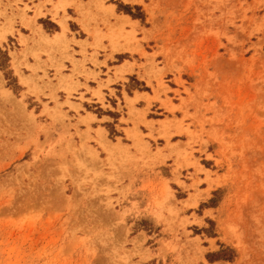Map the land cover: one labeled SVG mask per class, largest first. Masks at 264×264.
Returning a JSON list of instances; mask_svg holds the SVG:
<instances>
[{
	"label": "rangeland",
	"instance_id": "rangeland-1",
	"mask_svg": "<svg viewBox=\"0 0 264 264\" xmlns=\"http://www.w3.org/2000/svg\"><path fill=\"white\" fill-rule=\"evenodd\" d=\"M33 1L0 0V264H264V0L101 2L108 108Z\"/></svg>",
	"mask_w": 264,
	"mask_h": 264
},
{
	"label": "crops",
	"instance_id": "crops-1",
	"mask_svg": "<svg viewBox=\"0 0 264 264\" xmlns=\"http://www.w3.org/2000/svg\"><path fill=\"white\" fill-rule=\"evenodd\" d=\"M104 1H106L105 6L114 8V14L118 15V6L112 3V1L116 2L118 0H34L29 6H32V10L39 12L40 14L36 17L35 22L32 24L34 28L42 27L40 25V21L43 20L48 21V23L51 22L52 24H55L60 29V23H64L68 31L75 35L76 42L80 43V45H77V48L75 49L76 53L80 55L79 58H75L76 62H78L75 69L78 73L80 72L84 76V80L79 81L80 84L83 86V88H88L85 91L83 90L81 95H83L87 101V94H100L102 101L104 102L103 104L101 103L102 108H108L106 104L108 100L105 93L108 80L105 76L108 75V71L114 68L120 69L121 72L130 71V67L127 65L130 63L125 62L120 67L114 66V68H112L111 65L114 62H117V57L119 55H123L125 52L111 55L110 52L102 53V51H98L100 49L95 50L94 48L101 44V36L97 33V31L102 29L99 27L98 22L104 19L106 15H101V10H98V8H101L100 4L101 2L104 3ZM135 1L138 0H119V2H122L125 6H130L132 8L140 6V4L136 3ZM66 3L69 5L66 6ZM123 17L127 18L126 16ZM72 25H74V27L77 29L76 32H73L71 28ZM83 27L90 31L91 36L88 34L86 35ZM77 35L81 38H78ZM68 37L70 38V36ZM102 43L104 45L107 44V42ZM115 44L116 41H113V43L110 41L112 48H115ZM122 47L126 48V45H123ZM86 78L89 79L86 80ZM92 83H96V85L92 86ZM113 85L114 84L109 85L108 90L116 93L117 90L113 88ZM71 86H76V84ZM138 96H141V94L138 93ZM133 98L134 97H131V99ZM97 100L98 101H95L96 103L99 102V99ZM72 104L74 106H78L80 111L85 110L84 103L78 104L73 102ZM91 116V118H94L92 121L93 125L94 123L100 122V119L97 115L91 114ZM108 117L109 116H106V118ZM126 119V116L123 115L120 119V123H122V120ZM128 128H131V126H128ZM121 129L126 130V127Z\"/></svg>",
	"mask_w": 264,
	"mask_h": 264
},
{
	"label": "bare ground",
	"instance_id": "bare-ground-1",
	"mask_svg": "<svg viewBox=\"0 0 264 264\" xmlns=\"http://www.w3.org/2000/svg\"><path fill=\"white\" fill-rule=\"evenodd\" d=\"M119 33H116L115 35L117 36ZM58 40H60L59 38H57V37H55V39L54 40H52V41H48V42H50V43H52V44H56V41H58ZM50 43H48V44H50ZM4 101H5V103H9V97L8 96H5L4 97Z\"/></svg>",
	"mask_w": 264,
	"mask_h": 264
}]
</instances>
